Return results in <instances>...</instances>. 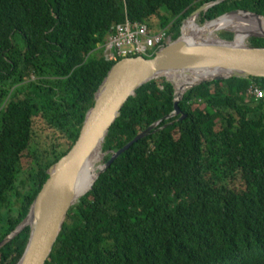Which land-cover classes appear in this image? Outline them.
Listing matches in <instances>:
<instances>
[{"label": "trees", "instance_id": "1", "mask_svg": "<svg viewBox=\"0 0 264 264\" xmlns=\"http://www.w3.org/2000/svg\"><path fill=\"white\" fill-rule=\"evenodd\" d=\"M213 1L0 0V244L28 218L122 60L104 57L107 36L129 19L175 41L184 21ZM197 19L207 22L201 27L264 29V0H225ZM247 43L264 47V38ZM169 77L128 100L79 196L114 153L174 112L173 81L179 94L189 77ZM251 86L264 88V78L187 89L181 112L117 158L68 211L46 264H264V101L248 95ZM29 238L25 227L1 246L0 264H17Z\"/></svg>", "mask_w": 264, "mask_h": 264}, {"label": "water", "instance_id": "2", "mask_svg": "<svg viewBox=\"0 0 264 264\" xmlns=\"http://www.w3.org/2000/svg\"><path fill=\"white\" fill-rule=\"evenodd\" d=\"M222 2L225 0L203 5L186 21L192 18L197 19L201 13L207 12ZM231 13L241 14L239 11H231L225 15ZM245 15L251 16L248 13ZM253 16L261 18L255 14ZM184 28L185 25L177 40L171 41L153 58L143 56L125 58L110 69L95 94V104L86 115L77 143L67 155L49 169L50 178L33 203L28 218L0 244V247L4 246L25 227H30V238L17 264H46L64 226L68 211L82 203L83 197L93 189L101 174L117 158L146 138L160 122L181 112L178 102L187 89L205 82H222L233 78H264V47H253L246 43L237 44L236 34L229 29L227 30L234 35L231 41L225 38L187 41L184 39ZM250 37L264 38V33H254L247 38ZM169 76L192 78V82H187L179 94L173 81L177 98L174 112L114 153L112 159L101 168L93 185L79 196L75 189L79 167L99 147H102L104 151L107 137L116 124V120L121 116L125 104L145 84L162 77L170 78Z\"/></svg>", "mask_w": 264, "mask_h": 264}, {"label": "built area", "instance_id": "3", "mask_svg": "<svg viewBox=\"0 0 264 264\" xmlns=\"http://www.w3.org/2000/svg\"><path fill=\"white\" fill-rule=\"evenodd\" d=\"M170 42L171 38L167 30L154 33L146 25L126 19L107 36L103 55L110 61L140 56L147 58L159 52ZM248 95L255 100L264 101V88L251 86Z\"/></svg>", "mask_w": 264, "mask_h": 264}, {"label": "bare ground", "instance_id": "4", "mask_svg": "<svg viewBox=\"0 0 264 264\" xmlns=\"http://www.w3.org/2000/svg\"><path fill=\"white\" fill-rule=\"evenodd\" d=\"M223 19V18H221ZM224 29H230V31L234 32L236 34V43L237 44H244L243 40L240 41V39H244L247 38L249 35L254 34V33H264V29L257 25V24H252L249 27H247L246 29H241L235 26H229V25H222V24H215V23H211L207 26L201 27L198 24L195 23V18H192L189 20V22L185 25L184 28V39L187 41H202V40H215L214 38V32L217 30H224ZM238 30L239 32H236L234 30ZM192 82V78H188L187 80H185L183 82V85L180 88L179 93H181V89L182 87L187 83V82ZM102 147H99L98 149H96L93 153H91L92 155L87 158L86 160L83 161V163L81 164V166L79 167L78 170V174H77V180L75 183V189L76 192L78 193L79 187L81 185L83 176L87 170V168L89 167V165L91 164V162L93 161V159L96 157V155L98 154V152L100 151ZM97 178V177H96ZM95 178V180H96ZM94 180V181H95ZM93 181V183H94ZM93 185V184H92ZM91 185V186H92Z\"/></svg>", "mask_w": 264, "mask_h": 264}, {"label": "rangeland", "instance_id": "5", "mask_svg": "<svg viewBox=\"0 0 264 264\" xmlns=\"http://www.w3.org/2000/svg\"><path fill=\"white\" fill-rule=\"evenodd\" d=\"M188 22H189V20L186 21V22H184L183 25H186ZM196 22H197V24H199V25H201V26H203V25L205 24V23H203V24L199 23V22H198V19L196 20ZM229 30H230V29H229ZM229 30H227V29H224V30H217V31L214 32V35H213V36H214V38H220V37L218 36L219 33L224 32V31H229ZM231 32H232V31H231ZM257 33H258V32H257ZM248 39H249V38H244V39L242 38V39H240V41L243 40V43H244V44H245V43L248 44V43H247ZM106 156H107V155H106ZM30 162H31L30 159H26V160H25V166H26V168H29V166H30ZM104 164H105V162H104ZM104 164H103V165H104Z\"/></svg>", "mask_w": 264, "mask_h": 264}]
</instances>
